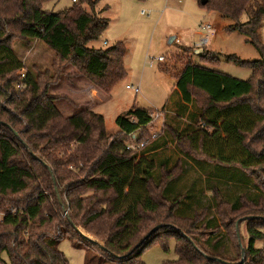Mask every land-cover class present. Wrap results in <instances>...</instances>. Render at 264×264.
<instances>
[{
    "label": "trees",
    "instance_id": "1",
    "mask_svg": "<svg viewBox=\"0 0 264 264\" xmlns=\"http://www.w3.org/2000/svg\"><path fill=\"white\" fill-rule=\"evenodd\" d=\"M47 1L0 0V264H67L52 247L53 241L65 238L96 248L106 264H140L144 250L155 242L164 245L170 238L176 241L177 260L164 264H264L263 251L254 248L255 241L264 239V146L259 152L254 149L256 144L264 145V45L257 35L264 19V0L199 3L236 22L224 30L246 36L259 53L254 61L225 57L248 67V80L188 61L174 76V90L181 99L178 114L200 123L197 130L189 124L181 133L174 130L176 142L186 145L193 160L201 164L238 171L258 195L256 199L241 195L231 203L218 188L213 189L218 226L205 220V209L192 216L178 214L183 196H166L177 180L173 168L163 163L155 177L152 161L141 158L156 150L155 145L142 148L140 154L126 150V138L139 130L145 132L152 123L150 111L134 108L118 116L119 135L112 138L103 117L91 110L65 117L56 108L54 103L60 99L50 89L65 75L66 66L109 95L126 74V49L122 43L104 49L87 47L108 28L107 21L94 13L97 1L77 0L58 13L42 10ZM243 13L248 19L238 24ZM14 40L39 41L55 55L49 70L26 73L20 91L14 86L24 67L13 52ZM200 59L210 66L218 63L203 49ZM196 96L203 98L204 106L195 105ZM189 106H196L199 114H188ZM70 165L76 172L68 171ZM135 183L142 190L136 191ZM66 210L60 224L58 219ZM240 213L243 216L234 219ZM243 223L248 241L241 262L243 241L240 233L237 237L236 226L239 232ZM151 226L161 228L145 239ZM78 228L100 244L81 236ZM50 230L54 237L48 234ZM224 233L234 258L227 256L222 244Z\"/></svg>",
    "mask_w": 264,
    "mask_h": 264
},
{
    "label": "rangeland",
    "instance_id": "2",
    "mask_svg": "<svg viewBox=\"0 0 264 264\" xmlns=\"http://www.w3.org/2000/svg\"><path fill=\"white\" fill-rule=\"evenodd\" d=\"M93 1H97L94 13L107 21L108 28L97 41L88 43L87 47L104 49L122 43L126 49L124 56L126 74L114 85L111 93L105 95L68 65L64 69L65 75L59 80L56 87L50 89V93L60 99L54 105L65 117L72 116L84 109L102 116L106 133L112 138H117L119 135V129L115 123L118 116H124L134 108L150 111L152 123L145 132L140 133L138 141L144 143L143 149L146 146V148H152L154 145L157 149L148 151L141 158L148 159V162L152 161L155 177L159 174L161 164L165 163L167 169L173 168L177 180L170 184L166 196L169 198L183 196V204L178 210L179 215L192 216L195 211L205 209L207 211L205 220L209 221L211 225L218 226V219L214 213L215 202L211 195L213 189L218 188L224 198L231 203L236 202L241 195H249L255 199L258 195L251 182L244 179V176L238 171L220 170L214 166L201 164L193 160L194 157L186 149V145L176 142L173 135L174 130L181 133L188 124L194 128L193 130H197L200 123L198 120V123L192 120L188 121L186 116L178 114L181 99L177 91L174 90V76L188 61L214 69L238 80H248L251 76L250 69L227 61L225 57L236 56L242 61H254L259 59V53L246 36L238 32L228 33L224 30L226 27L235 26L236 22L222 18L209 7H201L200 0ZM72 5L71 0H49L42 5V10L58 13ZM83 8L86 12H90L86 4L83 5ZM141 12L144 14L141 15ZM247 19V14L243 13L238 24H244ZM205 25H210L213 29L209 41L203 47L193 46V35L206 34L200 29V26ZM257 35L259 41L264 45V19ZM172 39L175 41L171 42ZM188 48L191 49L188 50ZM196 48L213 54L218 63L215 66H210L202 61L200 54L191 52ZM12 49L24 67L18 72V75L22 73L26 75L27 72H34L37 69L40 71L49 70L55 57L53 52L39 41L27 44L23 40H14ZM158 58H163V61L159 62ZM164 68H167L169 72L165 73ZM127 86L137 88L139 93L135 94L132 90H126ZM69 88L83 89L84 92L74 94ZM196 97L198 103L195 102V105L204 106L203 98ZM194 107L189 106L187 111L188 114L193 113L197 116L199 113L196 106ZM153 134L157 135V140L154 143H152ZM129 143L130 138L127 137L126 145ZM263 146L259 143L254 145V149L259 152ZM140 150L133 151V153L140 154ZM56 154L60 159L63 158V154ZM22 159L28 166L30 165L24 155H22ZM67 169L70 172L77 170L72 165ZM133 188L136 191L142 190L139 189L138 183H135ZM128 190V187L125 188L124 194H127ZM138 193L140 192L135 194ZM250 208L251 206H248V209ZM67 212L66 210L62 213L58 219L60 224L63 223ZM241 216H243L241 213L235 215L234 219L241 218ZM244 216L247 215L244 214ZM245 226L246 223H243L239 229L243 241L242 248H245L248 241ZM61 229L64 230L63 227ZM151 229H154V226H151L149 231ZM78 230L87 239L99 243L82 228H78ZM261 232L264 235V229H261ZM48 234H51L52 237L55 236L53 230L48 231ZM221 236L223 237L222 244L228 253L227 256L234 258L235 251L231 247V242L225 233ZM232 243L237 244L235 238H232ZM52 247L63 255L67 264H106L96 248L87 246L86 243L78 240L65 238L61 241H53ZM175 247L176 241L171 238L164 245L155 242L143 251L139 258L140 264H164L168 261H175L177 260ZM254 248L262 250L264 253V239L255 241Z\"/></svg>",
    "mask_w": 264,
    "mask_h": 264
},
{
    "label": "built area",
    "instance_id": "3",
    "mask_svg": "<svg viewBox=\"0 0 264 264\" xmlns=\"http://www.w3.org/2000/svg\"><path fill=\"white\" fill-rule=\"evenodd\" d=\"M77 0H71V3H76ZM144 12H141V15H143ZM201 31H204L206 34H204L202 36L201 39H199V41L197 42V46L198 47H203L207 44V42L209 41V37L211 36V34L213 33V29L210 25H205V26H200ZM178 42V41H177ZM159 62L163 61V58H158ZM24 79H25V74H19V80L18 82L15 84L14 88L16 91H20L24 88ZM126 90H132L135 94L139 93V90L137 88H133L130 86L126 87ZM141 131L139 130L137 133L133 134V135H129L128 137L130 138V143L128 145H126V150L129 152H133V151H137L140 150L141 148L144 147V143H141L138 141V136L140 135ZM156 134L152 135V139L156 138Z\"/></svg>",
    "mask_w": 264,
    "mask_h": 264
},
{
    "label": "water",
    "instance_id": "4",
    "mask_svg": "<svg viewBox=\"0 0 264 264\" xmlns=\"http://www.w3.org/2000/svg\"><path fill=\"white\" fill-rule=\"evenodd\" d=\"M206 1L207 0H201V4L202 5H204L205 3H206ZM174 39H172L171 40V42L173 41ZM202 53V50H199L198 52H197V54H201ZM14 136H17V134L16 133H14ZM249 219V218H248ZM159 228H161V226H157V227H155L153 230H151L149 233H148V235L145 237V239H148L149 238V236L152 234V233H154L155 231H157ZM79 234H81L80 233V231L78 230V229H75ZM236 232H237V237L239 236V232H238V228H237V226H236ZM81 236H83L84 238H86L84 235H82L81 234ZM239 244V246H240V248H241V244H240V242L238 243ZM193 247L195 248V249H197L194 245H193ZM241 256H242V258H241V262L243 261V256H244V249L243 248H241ZM218 262H222L221 260H218V259H216ZM240 262V263H241ZM224 263V262H223ZM225 264H227V263H225Z\"/></svg>",
    "mask_w": 264,
    "mask_h": 264
},
{
    "label": "crops",
    "instance_id": "5",
    "mask_svg": "<svg viewBox=\"0 0 264 264\" xmlns=\"http://www.w3.org/2000/svg\"><path fill=\"white\" fill-rule=\"evenodd\" d=\"M204 34H201V33H198V34H194L193 35V38H194V42H193V46L195 45L196 46V44H197V42L199 41V39H201L202 38V36H203ZM175 41V39L172 41V42H174ZM34 42H37V41H34ZM41 43V42H40ZM17 56V55H16ZM21 61V60H20ZM22 62V61H21ZM53 87H56V85L55 86H52L51 87V89H53ZM89 88H92V87H89ZM70 89V88H69ZM83 89H81V90H77V89H70V91L72 92V93H78V92H84V91H82ZM94 91V90H93Z\"/></svg>",
    "mask_w": 264,
    "mask_h": 264
}]
</instances>
